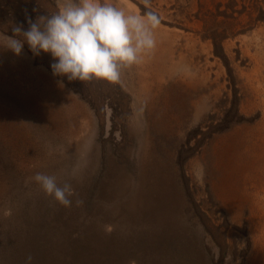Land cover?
I'll list each match as a JSON object with an SVG mask.
<instances>
[{
	"label": "rangeland",
	"instance_id": "rangeland-1",
	"mask_svg": "<svg viewBox=\"0 0 264 264\" xmlns=\"http://www.w3.org/2000/svg\"><path fill=\"white\" fill-rule=\"evenodd\" d=\"M228 1L150 0L157 45L119 84L0 48V264H264V0ZM58 7L0 0V41Z\"/></svg>",
	"mask_w": 264,
	"mask_h": 264
},
{
	"label": "clouds",
	"instance_id": "clouds-1",
	"mask_svg": "<svg viewBox=\"0 0 264 264\" xmlns=\"http://www.w3.org/2000/svg\"><path fill=\"white\" fill-rule=\"evenodd\" d=\"M144 14L128 12L113 0H59L58 10L50 15L28 18V28L12 27V36L0 41V48L16 56L25 43L34 57L50 54L55 77L68 81H122L126 69L143 62L157 45L155 30L161 24L159 15L150 10V0H142ZM45 195L64 208L73 206L76 195L71 184L58 183L56 175L37 172L32 178ZM76 206L83 201L75 200ZM28 255L25 264H32Z\"/></svg>",
	"mask_w": 264,
	"mask_h": 264
},
{
	"label": "trees",
	"instance_id": "trees-1",
	"mask_svg": "<svg viewBox=\"0 0 264 264\" xmlns=\"http://www.w3.org/2000/svg\"><path fill=\"white\" fill-rule=\"evenodd\" d=\"M220 4L221 3H218V5H220ZM236 4H237L236 3V0H229L226 3V7L227 8L229 7L231 9V11H232L233 8L236 6ZM247 6L248 5H247L246 1L243 0V3H242V9H243V11L246 10ZM142 9H143L142 12H144V8L143 7H142ZM234 12H237L236 9H234ZM259 12L262 15H264V10L263 9L260 8L259 9ZM248 15H249V18L250 19H253V17H252V11H249L248 12ZM230 18H233V17H230ZM257 20H264V17L263 16H258L257 17ZM222 38L223 37H220V38H217L216 39V37H214L213 38V47H214V53H215V55L221 56L223 58V57H225V55L223 53ZM226 66H227L228 74H229V77H230V76H232L231 69H230V67H228V65H226ZM230 78H232V77H230ZM233 110H234V113L238 114V101L236 99L233 101ZM221 234L224 236V239H226L225 233H221ZM249 244H250L249 237H248V235H246V245L248 246Z\"/></svg>",
	"mask_w": 264,
	"mask_h": 264
},
{
	"label": "bare ground",
	"instance_id": "bare-ground-1",
	"mask_svg": "<svg viewBox=\"0 0 264 264\" xmlns=\"http://www.w3.org/2000/svg\"><path fill=\"white\" fill-rule=\"evenodd\" d=\"M170 58V57H169ZM168 59V58H167ZM169 60V59H168ZM140 223V222H139Z\"/></svg>",
	"mask_w": 264,
	"mask_h": 264
}]
</instances>
